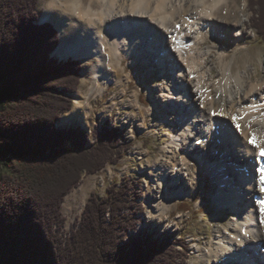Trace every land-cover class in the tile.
Instances as JSON below:
<instances>
[{
    "label": "bare ground",
    "instance_id": "6f19581e",
    "mask_svg": "<svg viewBox=\"0 0 264 264\" xmlns=\"http://www.w3.org/2000/svg\"><path fill=\"white\" fill-rule=\"evenodd\" d=\"M85 1L86 5L82 0H49L39 18L58 32L60 42L54 55L62 60H95L90 69L94 86L85 92L79 89L71 111L58 126L84 125L89 100L111 83L123 92L128 89L131 81L123 59L128 58L131 66L139 63L147 72L159 69L158 102L175 112L173 119L179 127L168 147L170 159L157 169L158 194L149 219L160 222L171 204L191 195L197 179L207 176L217 183L214 203L237 216L222 224L223 232L215 233V246L204 253L198 250L196 260L264 264V80L253 82L241 71L232 74V64L227 62L222 63L219 78L211 81L205 53L215 50L222 59L223 50L207 47L205 52L194 53L195 44L200 46L207 39L209 28H214L216 37L219 31L229 38L242 35L235 26L230 35L227 26L221 29L216 23L215 12L229 0ZM137 93L133 104L144 119L154 106H142ZM147 95L152 103L157 101L150 91Z\"/></svg>",
    "mask_w": 264,
    "mask_h": 264
},
{
    "label": "trees",
    "instance_id": "16d2710c",
    "mask_svg": "<svg viewBox=\"0 0 264 264\" xmlns=\"http://www.w3.org/2000/svg\"><path fill=\"white\" fill-rule=\"evenodd\" d=\"M248 5L264 39V0ZM39 17V0H0V264H182L185 253L167 238L133 236L143 209L128 181L103 198L92 192L62 239L67 195L128 146L108 123L89 146L86 131L56 126L72 108L81 66L51 56L59 35Z\"/></svg>",
    "mask_w": 264,
    "mask_h": 264
},
{
    "label": "rangeland",
    "instance_id": "374dc122",
    "mask_svg": "<svg viewBox=\"0 0 264 264\" xmlns=\"http://www.w3.org/2000/svg\"><path fill=\"white\" fill-rule=\"evenodd\" d=\"M48 1L39 0L40 15ZM82 1L86 5V1ZM211 1L208 0V3ZM248 4L249 0H229L225 8L215 12L218 26L221 29L227 26L228 30H230V35L234 33L232 30L237 27L235 30H241L242 35L240 37L234 38L230 36L229 38L227 34V37L225 35L222 36L220 31L218 33L219 37H216L214 28H209L205 35L207 39L200 46L195 44V54L205 52L207 47L223 50L225 57L223 56L222 59L216 54L215 50L205 53V68L211 69V75H208L207 78H211V81L219 78V69L227 62L232 64V74L241 71L245 72V77L250 75V79L253 82L264 80V39L251 26L250 18L254 14L250 12ZM92 7L94 9L97 8L96 5ZM190 36L192 37V35ZM191 37H185L186 41H191ZM234 44L238 45L239 48L234 49ZM53 57L58 61L67 60H62L56 55ZM127 59H123L122 62L130 76L131 82L125 92H123L121 87L111 83L101 94L102 96L96 94L97 96H94V99L89 100L86 108V123L84 125L70 126L66 129L58 126V128L66 131L74 129V127L86 131L89 146L90 142L93 139L95 140L93 132L108 123L109 128L119 129L122 136L120 144L128 146L127 149L123 150L121 158L116 163H107L99 171L106 172L105 174L103 173L102 177L96 175L98 172L93 175H84L80 185L67 195L61 209L62 216L65 218V224L61 229L62 239L68 237L71 229L75 227V222L80 220L84 205L92 192L99 198H103L108 187L114 183L119 186L121 182L128 181L130 184L136 185L139 192L138 203L143 209L139 215L141 221L133 236L140 238L145 234L153 238H167L170 243L174 244L177 251L185 253L182 264H205L204 261L200 260L198 262L196 260L198 258L197 251L204 253V251L214 247L216 231L223 232L222 224L232 221L237 214L227 213L218 208L213 201L215 195H217V183L206 176L201 177L202 179H197V182L193 185V193L191 195L171 204L160 222H152L149 219V212L153 210V198L158 194L156 191L157 179L160 173L157 169L161 163L170 159L167 153L168 147L172 142L171 137L178 133L177 129L179 126L173 119V117H176L175 112L167 107L161 108V103L158 102L160 100V92L158 93L156 90L158 85L161 84L159 80L160 70L152 69L147 72V70L141 69L139 63L131 66L129 59ZM76 61L81 66V77L78 90L70 95L72 107L74 97L80 91L79 89L85 92L94 86L95 81L90 70L94 66L95 60L80 59ZM205 68H201V70ZM149 91L151 97H154L157 93L154 97V101L157 100L155 103L148 99L147 92L149 93ZM212 92L214 96V90ZM136 93L142 106H154L153 113L145 116L144 119H140L138 109L133 104L134 94ZM216 108H218V104L214 106L215 110ZM228 110L229 113L231 110L229 108ZM206 112L204 111L203 115ZM217 113L221 115V113ZM173 133L175 134L172 135ZM62 146L68 148L66 144ZM207 146L208 152L209 144ZM231 168L233 169L234 167L231 166ZM229 169V167H226L225 170ZM155 202L158 201L156 200ZM177 242H182L185 248Z\"/></svg>",
    "mask_w": 264,
    "mask_h": 264
},
{
    "label": "water",
    "instance_id": "95a60500",
    "mask_svg": "<svg viewBox=\"0 0 264 264\" xmlns=\"http://www.w3.org/2000/svg\"><path fill=\"white\" fill-rule=\"evenodd\" d=\"M37 23H38V24H42V23H40V22H38V21H37ZM55 50H56V49H55ZM55 50H54V52H55ZM54 52L52 53V55H51V56H54ZM56 126L58 127V125H57V124H56ZM74 129H76V127H74Z\"/></svg>",
    "mask_w": 264,
    "mask_h": 264
},
{
    "label": "built area",
    "instance_id": "2783aa9c",
    "mask_svg": "<svg viewBox=\"0 0 264 264\" xmlns=\"http://www.w3.org/2000/svg\"><path fill=\"white\" fill-rule=\"evenodd\" d=\"M95 140L93 139L92 143L94 142Z\"/></svg>",
    "mask_w": 264,
    "mask_h": 264
},
{
    "label": "snow or ice",
    "instance_id": "6c2138e0",
    "mask_svg": "<svg viewBox=\"0 0 264 264\" xmlns=\"http://www.w3.org/2000/svg\"><path fill=\"white\" fill-rule=\"evenodd\" d=\"M250 142H252V141H250Z\"/></svg>",
    "mask_w": 264,
    "mask_h": 264
}]
</instances>
